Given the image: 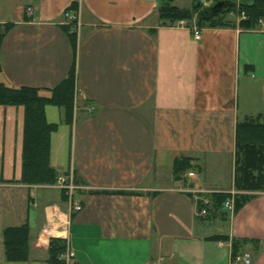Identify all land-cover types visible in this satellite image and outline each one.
I'll use <instances>...</instances> for the list:
<instances>
[{"label": "crops", "instance_id": "crops-1", "mask_svg": "<svg viewBox=\"0 0 264 264\" xmlns=\"http://www.w3.org/2000/svg\"><path fill=\"white\" fill-rule=\"evenodd\" d=\"M162 3L0 0V84L46 95L75 65L81 102L69 123L62 108L45 107L58 124L50 166L57 177L74 172L79 211L54 184L20 181L25 110L0 105V264H48L51 238L69 243L72 264H242L231 256L233 239L246 240L239 253L249 264H264V192H247L218 231L198 215L194 194L239 193L236 125L264 116V22L164 23ZM70 8L78 32L63 24ZM243 86L261 94L255 111L241 108ZM179 158L191 159L193 176L175 178ZM22 226L28 259L9 262L4 232Z\"/></svg>", "mask_w": 264, "mask_h": 264}, {"label": "trees", "instance_id": "trees-1", "mask_svg": "<svg viewBox=\"0 0 264 264\" xmlns=\"http://www.w3.org/2000/svg\"><path fill=\"white\" fill-rule=\"evenodd\" d=\"M217 0H215L216 2ZM231 8L222 13L205 19L201 16L203 5L193 0L192 7L180 8L163 0L158 14L164 23L173 24L181 20H192L197 14L198 23L210 27L229 26L231 22L221 14L230 13L239 18V26L254 29L264 22V0H231ZM240 1V3H239ZM214 2V3H215ZM74 10V8H71ZM195 13V14H194ZM244 15V17H242ZM76 71L75 65L67 77L49 94H41L36 88L11 89L0 84V105H22L24 116V140L22 153L21 182L24 184H55L57 173L50 166L51 136L58 130V124L49 123L46 119L45 107L52 105L64 109L65 120L69 123L73 118ZM264 116L247 118L236 125V145L234 160L235 194L212 192L207 194L210 204L206 207L207 215L223 211L224 203L232 198L233 212L240 210L252 195L247 192H264ZM196 168L189 158L174 161L173 173L176 179L183 173ZM202 206L198 205V209ZM224 215V214H223ZM205 216V217H206ZM226 237H222L224 239ZM28 228H9L4 232V250L7 261H24L28 259ZM246 240H232V258L240 255L241 246ZM67 247V241L51 238L48 246V264H66L61 257Z\"/></svg>", "mask_w": 264, "mask_h": 264}, {"label": "built area", "instance_id": "built-area-1", "mask_svg": "<svg viewBox=\"0 0 264 264\" xmlns=\"http://www.w3.org/2000/svg\"><path fill=\"white\" fill-rule=\"evenodd\" d=\"M201 3L207 4L206 0H200ZM27 15L32 16L33 9L31 7H28L26 9ZM64 17V22L63 24H67L72 27V29L75 32H78L80 27H81V20H80V14L77 10H72L67 9L63 13ZM244 17V15H242ZM193 36L196 40H199L201 38V32L200 29L197 28L196 26L193 27ZM78 95L76 94V97ZM186 174H183L182 177L184 178ZM194 173L192 171L187 173V176H193ZM56 187L60 188L61 190L64 191L65 195L67 196V199L69 201V204L71 205V208L75 211H79L81 209V206L74 201V193L75 191L80 188V186L76 183L75 181V176L74 172L72 170L68 171L65 174H62L56 178V182L54 184ZM195 192V191H194ZM195 202L198 205H201V209H197V213L200 217H205L207 214V209L206 207L210 204V200L208 199L207 196H201L199 195L200 192H195ZM232 195L234 193H231ZM224 208L229 211L233 212L234 210V204L232 198L227 199L224 203ZM221 244V243H220ZM66 264H72V259H73V253L69 247V243L67 242V247L65 253L61 256ZM233 261L240 262L242 264H249L250 259L248 254H242V255H237Z\"/></svg>", "mask_w": 264, "mask_h": 264}, {"label": "rangeland", "instance_id": "rangeland-1", "mask_svg": "<svg viewBox=\"0 0 264 264\" xmlns=\"http://www.w3.org/2000/svg\"><path fill=\"white\" fill-rule=\"evenodd\" d=\"M192 1L193 0H174L173 1V4L176 5V6H178V7H180V8H190L191 9V7H192ZM198 1L200 2V0H198ZM206 1H207L206 2L207 4L200 2L201 5H203V6L212 5L215 2V0H206ZM221 16H224L227 19H229L230 17L232 18V16H234V15L233 14L231 15L230 13H224V14H221ZM194 18L198 21L197 14L194 15ZM248 88H250V92H247L248 91ZM75 94H76V92H75ZM261 99H262L261 98V94L259 92H258V96H255V88H254V86L247 87V88L243 86L241 88V90H240V103H241V108H243V109L250 108L253 111H255V108L257 106H259V104L261 103ZM73 101H74L73 108L75 109L76 108L75 106H78V108H79L81 102H80V99H78V97H76V95L74 96ZM207 173H209V171L208 172L205 171L204 175L207 174ZM211 175L213 177H218V173H216V171H213ZM228 175H229V173L227 174L225 172L222 175V178L227 177ZM224 217H225L224 220H226V221H228V219L230 218V213L226 209H224L222 212L221 211L212 212L210 214V219L208 220V223H211V227L214 228L216 231H218V229L226 230L227 222L222 221Z\"/></svg>", "mask_w": 264, "mask_h": 264}, {"label": "water", "instance_id": "water-1", "mask_svg": "<svg viewBox=\"0 0 264 264\" xmlns=\"http://www.w3.org/2000/svg\"><path fill=\"white\" fill-rule=\"evenodd\" d=\"M240 1H239V3H240ZM231 5H232L231 0H217L212 5L204 6L201 9L200 14L205 19H208L211 16H216V15L222 13L223 11L229 10L231 8Z\"/></svg>", "mask_w": 264, "mask_h": 264}]
</instances>
